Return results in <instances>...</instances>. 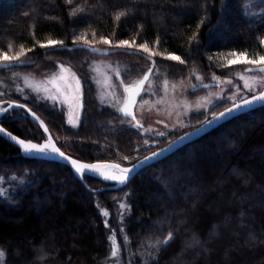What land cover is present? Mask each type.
<instances>
[{
  "label": "trees",
  "instance_id": "16d2710c",
  "mask_svg": "<svg viewBox=\"0 0 264 264\" xmlns=\"http://www.w3.org/2000/svg\"><path fill=\"white\" fill-rule=\"evenodd\" d=\"M76 9L82 11L70 15ZM120 11L127 14L116 20ZM78 37L99 47L127 40L134 46L125 48L140 50L135 46L147 43L156 55L140 51L169 77L192 69L226 77L242 66L260 65L264 0H0V62H6L4 53L35 61L0 69V104L27 105L58 146L76 158L132 163L153 149L134 154L136 133L124 122L132 119L97 97L91 63L99 54L40 46L48 40L85 44ZM169 54L185 63L166 59ZM145 55L102 56L128 77L146 71L151 60ZM61 64L82 83L75 125L57 101L23 87L24 72L41 77ZM10 112L1 125L26 139L46 138L26 109ZM84 179L93 187L107 184ZM123 200L126 214L118 219ZM114 244L120 257L111 256ZM0 250L5 254L0 264H264V106L145 167L125 186L100 192L87 189L68 165L25 157L0 135Z\"/></svg>",
  "mask_w": 264,
  "mask_h": 264
},
{
  "label": "rangeland",
  "instance_id": "374dc122",
  "mask_svg": "<svg viewBox=\"0 0 264 264\" xmlns=\"http://www.w3.org/2000/svg\"><path fill=\"white\" fill-rule=\"evenodd\" d=\"M127 46L133 47L134 45L129 44ZM139 46L135 47L139 48ZM102 55L105 54H99V56L92 59L91 63L92 78L96 85L97 97L103 104L110 106L117 112L119 111L123 116L120 109L127 96L119 80L122 79L125 84L132 85L144 73L141 76L133 74L128 77L127 75L124 76L121 65L106 59ZM150 64L149 61L145 62L146 71L150 68ZM249 66H242L232 75L226 77H220L213 73L205 74L197 69H192L181 78L169 77L162 69L154 67L135 109L137 122L142 124V128L138 129L135 126L137 122L134 120L124 121L127 127L132 128L136 133L132 152L139 154L151 149L155 150L159 148L158 146L165 145L179 134L200 124L195 125L197 122L194 121L198 118L215 114L217 108L221 105L237 102L250 94L264 90V79H252V77H264V73L248 71L247 67ZM65 68L68 67L65 66ZM70 70L71 72H61L58 67L53 72L41 77L24 72L23 87L34 91L43 100L46 97H55L52 100L57 101L66 108L69 122L75 125L78 120L79 101L81 100L82 103L80 97L82 83L78 75L72 69ZM116 70L120 73L119 78L116 76ZM71 73H75V77ZM57 74H59L58 78L52 80L51 78L57 76ZM77 78L80 81L79 87L76 84ZM246 81L253 91L245 87ZM206 82H216L217 85L195 90L198 85ZM37 87L41 89L39 92L35 91ZM45 88L48 89L47 92L44 91ZM8 107L9 104H0V108ZM3 115H0V120ZM174 134L176 136H173ZM163 141L165 144L160 145ZM122 164L128 165L130 162L127 160L126 163ZM126 202L127 200L121 201L125 205ZM213 204L215 202L212 201L207 207L208 211L213 210ZM125 212L126 207L118 212L117 218L121 219V214H126ZM167 240L169 241L168 237ZM113 241L115 242L114 237ZM119 247L118 244H114L113 250L118 251ZM117 255L120 257V252Z\"/></svg>",
  "mask_w": 264,
  "mask_h": 264
},
{
  "label": "snow or ice",
  "instance_id": "6c2138e0",
  "mask_svg": "<svg viewBox=\"0 0 264 264\" xmlns=\"http://www.w3.org/2000/svg\"><path fill=\"white\" fill-rule=\"evenodd\" d=\"M66 2L67 3H72V0H66ZM76 11H82V10L81 9L73 10L70 13V15H75ZM126 14L127 13L125 11H120L115 16V19L116 20H120L121 17L125 16ZM194 38L195 37H193V39ZM77 39H82V40H84L85 44H90V42L87 41L86 39H84V37H78ZM101 39H102V42L104 44H111L110 40H108L106 38H101ZM73 43L75 44V40L73 41ZM157 43H159V40H157ZM197 43H199V42H197ZM63 44H64V42L61 41V40H48L46 44L41 43L40 46L42 48H44V47H55L56 45L63 46ZM127 45H129V41L120 40L114 47L121 48V47H124V46H127ZM139 49L142 50L144 53L149 54V56H155L156 55V53L150 52V49L148 48L147 43L141 44L139 46ZM64 50L73 51L74 49L65 48ZM88 50L91 51V52H97V53L101 52L100 49L94 48V47H89ZM29 51H31V49H29ZM23 52H24V49L21 46V54H23ZM104 54L107 55L108 52L106 51V52H104ZM231 55L237 56V55H241V54L233 52V53H231ZM243 55L246 56L247 53H244ZM145 58H148V57H145ZM2 59H4L5 61H9V60H17L18 61L19 60V56L9 57L7 55V53H4ZM166 59L171 60V61H178L180 64H184L185 63V61L180 56L175 55V54H169L166 57ZM209 59H211V58L209 57ZM248 62L249 63H257V61H254V60H249ZM229 63L233 64V63H236V61H229ZM258 63L264 65V55H261L259 57ZM153 64H155V61H153ZM11 67H14V65H12V64L0 65V68H6L7 69V68H11ZM59 68H60L61 72H71L70 69L65 68V66L62 65V64L59 65ZM248 71H257V72H260V73H264V67H259L257 69H248ZM151 72H152V69H149L148 73L145 74L141 80L137 81L136 84L128 85V84L124 83V80H122V79L119 80V83H120L121 87H123L124 93L127 96V100H126V103H125L124 107H122L120 109V112L123 114V116L131 117V119L135 120V116H134V114L132 113V111L130 109L136 102L135 98L137 96H140L141 92L144 91L143 85H144V83L146 81H148L149 75L151 74ZM71 75L73 77H75V73H71ZM58 76H59V74H57V76H53L51 79L55 80V79L58 78ZM116 76L118 78L120 76V73H119L118 70H116ZM59 78H63V77H59ZM252 79L253 80L264 79V77H260V78L252 77ZM76 84H77V87H79L80 81H79L78 78L76 80ZM204 87H208V85H204ZM245 87L248 88L250 91H253L252 87L250 85H248L247 81L245 82ZM40 90L41 89L39 87H37L35 89L36 92H39ZM44 91L47 92L48 89L45 88ZM237 91H238V89H237ZM46 98L55 99V97H46ZM229 102H231V101H229ZM257 103H259L262 106H264V91H260L259 94L253 95L251 99H243L242 103H233L232 107L226 108L225 111H222L219 114H213L210 119H206L203 122L202 127L197 129L196 133L186 134L185 136L181 137V141L184 140V139H187L188 135L198 134L200 131L211 127L213 124L218 123L220 120H226L227 118L231 117L233 115V113H235V112H242L245 109H251L253 107V105L257 104ZM16 107L23 108L24 106L23 105H16ZM12 108H13L12 104H9L8 108H0V115L5 114V113H7L9 115H12L13 113L10 112V109H12ZM27 111L31 114V116L39 124H41V125L43 124V121L40 120V118L36 115V113L31 112V109H28ZM202 115H203V113H202ZM135 126L138 129L142 128V126L139 124V122H137ZM44 132H46V133L48 132L47 127H44ZM0 134L7 135L9 137V139L15 141L16 144H18L20 146L21 150L25 154H27L29 156H35V155L47 156V157L58 156V157H60L62 159L67 160L69 162V164L73 167V169L77 173V175L80 176L81 178H83L84 176H86L88 174H92V175L101 176L104 180H111V181H115V182H117V183H119L121 185H125L131 179V174L135 170V167H137V166H133V168L122 169L121 170V172H122L121 175H108V174H105L102 171L101 167L98 164H95V163H92V164L83 163V162H80V161H78L76 159H73L72 157L66 156V154L63 151H61V149L59 147H57L55 145V143L51 142V136H48L46 141H42L41 143L38 144V143H34V142L30 141V140L26 141L25 139L17 138L16 136L12 135L11 133H7L3 128H0ZM176 143H178V142L170 143L169 147L167 149H164L160 153H153L152 157H149V158H146V159H148V160L154 159V158H157L158 156L162 155L163 152H165V151H167V152L172 151V149L175 147ZM142 164H143V162H142ZM142 164L140 166H142ZM113 167L119 168L120 166L119 165H114ZM120 207L121 208H125L126 205L121 203ZM105 215H107V213H105ZM171 238H172L171 234H169L168 239L170 240ZM164 243L167 244L168 240L164 241ZM117 254H118V252L116 250H113L111 252V256L112 257H116ZM4 255L5 254H4L3 250H0V260H2Z\"/></svg>",
  "mask_w": 264,
  "mask_h": 264
},
{
  "label": "water",
  "instance_id": "95a60500",
  "mask_svg": "<svg viewBox=\"0 0 264 264\" xmlns=\"http://www.w3.org/2000/svg\"><path fill=\"white\" fill-rule=\"evenodd\" d=\"M79 47L80 48H86V49H89V47L98 48V49L101 50V52H98V54H104V52H106V51L108 52V54L109 53H113V52H118V51H125V52L141 53V54L145 55L143 52H141L138 49H131V48H125V47H121V48H117V47H99V46H92V45L83 44V43H75V44H72V45H63V46L59 45L56 48H79ZM93 53H97V52H93ZM145 56L148 57V59L151 60V66H150L149 69H152L153 70V68L155 67V64H153V61H155V60L152 59L151 57L147 56V55H145ZM34 62H35L34 60H18V61L17 60H12V61L0 62V65H4V64H12L14 66L31 65V64H34ZM259 67H264V65L260 64V65L249 66V67H247V70L248 69H257ZM0 69H3V68H0ZM148 70L144 72V74L141 76V78L139 80H141L143 78V76L148 73ZM150 76H151V74L149 75V78H150ZM145 83L143 85V88L145 86ZM134 84H136V83H134ZM204 85H208V87H209V86H215V85H217V83L216 82H206V83H202V84L198 85L195 88V90L200 89V88H204ZM260 91H264V90H260ZM260 91H257V92H255L253 94H250V95H248L247 97H245L243 99H251L253 95L259 94ZM142 93H143V91L141 92L140 96H137L135 98L136 102H135V104L130 109L132 111V113L134 114V116H135V120H134L135 122H137V117H136V111H135V109H136V105H137L138 101L140 100V98L142 96ZM243 99H240L239 101L234 102V103H242L243 102ZM126 100H127V98H126ZM125 103H126V101H125ZM125 103L123 104L122 107H124ZM11 104L13 105V107H16V105H23L24 106L23 107L24 109H26V110L31 109V108H29L25 104H21V103H17V102H12ZM81 105H82V103H81V100H80L79 101V110L81 108ZM232 106H233V103L229 104L228 106H226L222 110L216 112L215 114H219L220 112L225 111L226 108L232 107ZM261 106H262L261 104L257 103V104H254L251 109H245L242 112H235V113H233V115L231 117L227 118L226 120H220L218 123L213 124L211 127L206 128V129L200 131L198 134L188 135L187 139H184V140L181 141V137L185 136L186 134L196 133L197 132V129H199V128L202 127L203 122L205 121L204 120L203 122H201L197 126H195V127L191 128V129L186 130L185 132L179 134L178 136H176L175 138H173L171 141H169L165 145H163V146H161V147H159V148H157V149H155V150L147 153L146 155L142 156L141 158H139L135 162H132V163H130L128 165L119 163L117 161H111V160H105V161H86V160H82V159L76 158V157L72 156L71 154L65 152L64 150H62L58 146V144H57V142H56V140H55V138L53 136V133H52V131L50 130V128H49V126L47 124L43 123L41 125L38 122L37 123L43 129V131H44V127H47V129H48V132L47 133L45 132L46 138L43 141H46L47 140V137L48 136H51V142L55 143V145L57 147H59L61 149V151H63L66 154V156L72 157L73 159H76V160H78L80 162H83V163H89V164L95 163V164H98L101 167V169H102L103 166H107V167H111L112 169L121 171L122 169H125V168H133V166H137V167H135V170L131 174V179H132V177L136 173H138L140 170H142L145 167H147V166H149V165H151V164H153L155 162H158L159 160H161V159H163V158L171 155L172 153H174L176 150H178L182 146H184V145H186V144H188L190 142H193V141L197 140L198 138L202 137L206 133H208V132L212 131L213 129L217 128L221 124H223V123L231 120L232 118H234V117H236V116H238L240 114H243L245 112L251 111L253 109L259 108ZM31 112H33L32 109H31ZM211 117L212 116H210L208 119H210ZM128 118L131 119V117H128ZM140 125L142 126V124H140ZM0 128H3L7 133H11L12 135L16 136L17 138L25 139L26 141L30 140V141H32L34 143H38V144L41 143V142L34 141L32 139L23 138V137L15 134V133H13L12 131L8 130L6 127H4L3 125H1V123H0ZM0 135L3 136L4 138H6L7 140H9L10 142H12L13 144H15L16 146H18L20 148V146L18 144H16L15 141L9 139V137L7 135H4V134H0ZM172 142H178V143L175 144V147L172 149V151H170V152L165 151V152H163L162 155H160V156H158L157 158H154V159H150V160L146 159V158L152 157L153 156V153H160L164 149H167L169 147V144L172 143ZM20 150H21V148H20ZM21 154L23 156H25V157H37V158H43V159H48V160H54V161H58V162H61V163H64V164L68 165L72 169V171L75 173V175L83 182V184L85 185V187L87 189H89L90 191H92V192H100L102 190H107V189H119V188H121V187H123V186L126 185V184L125 185H121V184H119V183H117L115 181H111V180H104L101 176H98V175L88 174V176L96 177V178H99V179L107 182L106 185H103L101 187H93V186H91V185H89L87 183V181L84 179V177L81 178L80 176H78L77 173L74 171L73 167L65 159H62V158H60L58 156H51V157L39 156V155L29 156V155L25 154L22 150H21ZM142 162H143V164H142ZM141 164H142V166H140ZM114 165H119L120 167L119 168H115V167H113Z\"/></svg>",
  "mask_w": 264,
  "mask_h": 264
},
{
  "label": "bare ground",
  "instance_id": "6f19581e",
  "mask_svg": "<svg viewBox=\"0 0 264 264\" xmlns=\"http://www.w3.org/2000/svg\"><path fill=\"white\" fill-rule=\"evenodd\" d=\"M102 171L108 175H121L122 174L121 171H117V170L112 169L111 167H107V166H103Z\"/></svg>",
  "mask_w": 264,
  "mask_h": 264
}]
</instances>
